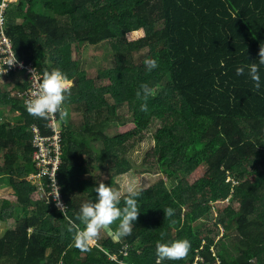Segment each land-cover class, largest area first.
Listing matches in <instances>:
<instances>
[{
	"label": "trees",
	"instance_id": "1",
	"mask_svg": "<svg viewBox=\"0 0 264 264\" xmlns=\"http://www.w3.org/2000/svg\"><path fill=\"white\" fill-rule=\"evenodd\" d=\"M5 26L19 60L41 74L58 68L73 83L62 104L66 115L58 112V178L67 216L78 227L69 232L61 211L30 180L31 126L50 130L18 95L23 75L4 76L0 178L13 193L0 198V264H157V243L178 239L190 242L188 255L161 264H193L198 255L199 264H264V0H17ZM81 44L108 45L113 66L86 75L73 59ZM146 58L159 66L148 71ZM249 63L259 65V91L247 68L236 75ZM142 84L151 89L143 101L136 96ZM124 105L128 115L119 112ZM153 121L159 124L153 148L133 165L125 154ZM91 167L107 178L96 181ZM131 171L163 177L138 191L131 234L117 242L108 233L95 236L96 245L78 248L81 205L95 200L99 182L119 191L115 179ZM167 208L172 217L164 215ZM213 220L222 231L216 240L195 232L193 225ZM119 223L108 228L115 233Z\"/></svg>",
	"mask_w": 264,
	"mask_h": 264
},
{
	"label": "clouds",
	"instance_id": "2",
	"mask_svg": "<svg viewBox=\"0 0 264 264\" xmlns=\"http://www.w3.org/2000/svg\"><path fill=\"white\" fill-rule=\"evenodd\" d=\"M3 24L4 18L0 17V25ZM259 57V65H264V47L262 46L260 47ZM14 63H17L15 56L11 65ZM143 63L148 71H152L159 66L158 60L155 58H146ZM259 65L249 63L247 66L236 69V75L242 76L247 68V76L254 82L257 91L261 88ZM31 80L35 82L36 88L24 102L26 111L32 116L43 119H47L49 114L57 112H60L62 116L66 115L62 109V104L66 99V91L69 85L67 75L58 68L44 71L42 74L33 69L31 70ZM150 92L149 86L142 84L136 92V96L143 101ZM140 110L148 111V105L141 102ZM127 192L128 195L124 198V206L119 207L120 193L110 185L106 186L103 182L97 184L95 187V200L83 203L76 215V220L84 225L83 230L76 231L74 235L78 248L86 250L87 243L97 235L102 226H109L118 219L120 223L118 230L113 234L114 238L119 239L122 236L131 234L135 221L140 215L138 204L140 193L132 187H129ZM56 204L63 215V219L67 221L68 231L73 232L76 230L78 226L72 218L67 216V208L58 199ZM164 215L172 217L174 210L167 208ZM190 248L191 244L187 239H178L166 243L158 242L156 245L157 264H161L165 259L170 261L181 260L188 255Z\"/></svg>",
	"mask_w": 264,
	"mask_h": 264
},
{
	"label": "built area",
	"instance_id": "3",
	"mask_svg": "<svg viewBox=\"0 0 264 264\" xmlns=\"http://www.w3.org/2000/svg\"><path fill=\"white\" fill-rule=\"evenodd\" d=\"M10 2L12 1L2 0L0 4V17L4 18V24L0 25V78L10 74L23 75L25 81L23 82L24 87L18 91V95L24 104L25 100L31 95V92L36 88L35 82L31 80V70L35 69L39 74L41 73L32 63H25L17 58L13 45L6 34L5 12ZM14 56L17 63L11 65ZM47 124L50 130L49 134H43L37 125L31 126L32 162L34 163L35 170L29 177L34 183L38 182L40 197L45 203H52L58 209L56 204L58 199L67 208L66 213H68L69 206L61 193L58 178L62 162V133L58 112L49 114ZM202 261V258L198 255L193 264H199Z\"/></svg>",
	"mask_w": 264,
	"mask_h": 264
},
{
	"label": "rangeland",
	"instance_id": "4",
	"mask_svg": "<svg viewBox=\"0 0 264 264\" xmlns=\"http://www.w3.org/2000/svg\"><path fill=\"white\" fill-rule=\"evenodd\" d=\"M12 2H16L17 0H10ZM113 50L105 44H100L96 47L89 46L87 44H81L79 46V49L76 50L73 53V59L76 60L79 64V68L82 71H85L86 75L88 74L91 77L97 76V73L100 70L109 69L114 64V58H113ZM137 58V57H136ZM18 78L13 81L14 84L17 83ZM72 82H69V87L72 86ZM20 90V89H19ZM119 112H122L124 115H128L127 112V105H124L120 108ZM16 114V112L13 113V115ZM74 117H77V115H74ZM120 119H123L121 117ZM12 124H16L14 120H11ZM159 126L158 122L153 121L150 127L143 133V135L138 136L134 141V148H130L126 152V156L131 161L133 165L140 166L142 160L145 158L146 154L151 151L153 148V133ZM119 130V129H118ZM117 130V131H118ZM125 129H120V131H123ZM117 133V132H116ZM100 146V144L98 143ZM95 148L98 149L97 144L95 145ZM2 164V161L0 160V165ZM90 173L93 175L94 179L96 181L105 180L107 176L100 177L101 175L93 168H90ZM163 177L162 175H136L132 171L128 172L127 174H124L123 176L117 177L115 179V182L120 186V190L118 191L120 193V197L128 194L127 189L129 187H132L133 189L137 191H143L151 186H153L155 183H157L159 180H161ZM6 177L0 178V198L2 196L11 194L13 190L11 187L6 183ZM218 209V206H217ZM216 210V209H215ZM215 220V219H214ZM198 222L195 225H193L195 232L200 234L201 236L209 235L211 237H215V240L217 237L221 236L222 231L219 228H215L214 224L215 222ZM107 226H102L100 230L98 231L96 238L106 236L107 234ZM5 230L4 224L0 223V237L3 235ZM218 230V231H217ZM210 231H214L216 233L211 234ZM96 239L93 238L91 241H89L87 244L92 246L95 245Z\"/></svg>",
	"mask_w": 264,
	"mask_h": 264
},
{
	"label": "water",
	"instance_id": "5",
	"mask_svg": "<svg viewBox=\"0 0 264 264\" xmlns=\"http://www.w3.org/2000/svg\"><path fill=\"white\" fill-rule=\"evenodd\" d=\"M107 233H108V235L112 238V240L113 241H115V242H117L118 241V239H116V238H114V233L108 228V226H107Z\"/></svg>",
	"mask_w": 264,
	"mask_h": 264
},
{
	"label": "crops",
	"instance_id": "6",
	"mask_svg": "<svg viewBox=\"0 0 264 264\" xmlns=\"http://www.w3.org/2000/svg\"><path fill=\"white\" fill-rule=\"evenodd\" d=\"M69 86V85H68ZM22 88H20V90H21ZM74 115H77V114H71V118H72V120H78L79 119V115H77V117H74ZM13 193V192H12ZM11 193V194H12Z\"/></svg>",
	"mask_w": 264,
	"mask_h": 264
}]
</instances>
